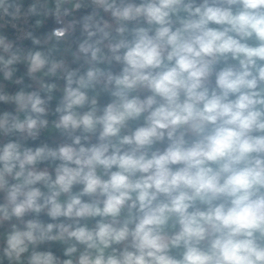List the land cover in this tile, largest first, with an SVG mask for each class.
Wrapping results in <instances>:
<instances>
[{
	"label": "clouds",
	"instance_id": "obj_1",
	"mask_svg": "<svg viewBox=\"0 0 264 264\" xmlns=\"http://www.w3.org/2000/svg\"><path fill=\"white\" fill-rule=\"evenodd\" d=\"M0 264H264V0H0Z\"/></svg>",
	"mask_w": 264,
	"mask_h": 264
}]
</instances>
